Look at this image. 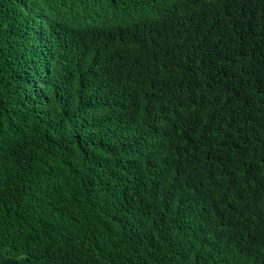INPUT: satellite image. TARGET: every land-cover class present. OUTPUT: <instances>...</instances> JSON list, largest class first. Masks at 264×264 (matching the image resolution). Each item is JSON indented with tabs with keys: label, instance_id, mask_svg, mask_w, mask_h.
Segmentation results:
<instances>
[{
	"label": "trees",
	"instance_id": "1",
	"mask_svg": "<svg viewBox=\"0 0 264 264\" xmlns=\"http://www.w3.org/2000/svg\"><path fill=\"white\" fill-rule=\"evenodd\" d=\"M0 264H264V0H0Z\"/></svg>",
	"mask_w": 264,
	"mask_h": 264
}]
</instances>
